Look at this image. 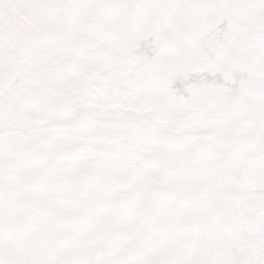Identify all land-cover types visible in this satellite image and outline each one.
Returning <instances> with one entry per match:
<instances>
[{
    "label": "rangeland",
    "instance_id": "374dc122",
    "mask_svg": "<svg viewBox=\"0 0 264 264\" xmlns=\"http://www.w3.org/2000/svg\"><path fill=\"white\" fill-rule=\"evenodd\" d=\"M175 260L264 264V0H0V264Z\"/></svg>",
    "mask_w": 264,
    "mask_h": 264
},
{
    "label": "crops",
    "instance_id": "0c3cea01",
    "mask_svg": "<svg viewBox=\"0 0 264 264\" xmlns=\"http://www.w3.org/2000/svg\"><path fill=\"white\" fill-rule=\"evenodd\" d=\"M59 7V6H58ZM64 6H62V10L64 11ZM52 19V20H50L46 25L47 26H52V27H57L58 29L62 26L63 28L65 27V26H67V20L68 19H65V18H63V17H60V14L58 13V14H53L52 15V17H49V19ZM58 29H54V28H52V32H55V33H57V32H59L58 31ZM63 34H66V31H65V29H63ZM154 233V232H153ZM165 233H170V234H172V232H168V231H166ZM167 241V240H166ZM177 258V257H176ZM197 261H198V258L196 259ZM176 261V263H177V260H175ZM176 263H174V264H176ZM178 264V263H177Z\"/></svg>",
    "mask_w": 264,
    "mask_h": 264
}]
</instances>
